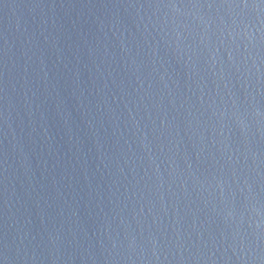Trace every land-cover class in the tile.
<instances>
[{
  "label": "water",
  "instance_id": "obj_1",
  "mask_svg": "<svg viewBox=\"0 0 264 264\" xmlns=\"http://www.w3.org/2000/svg\"><path fill=\"white\" fill-rule=\"evenodd\" d=\"M0 264H264V0H0Z\"/></svg>",
  "mask_w": 264,
  "mask_h": 264
}]
</instances>
